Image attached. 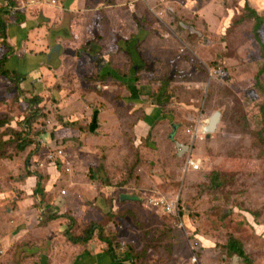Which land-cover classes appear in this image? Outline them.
<instances>
[{"label":"rangeland","instance_id":"rangeland-1","mask_svg":"<svg viewBox=\"0 0 264 264\" xmlns=\"http://www.w3.org/2000/svg\"><path fill=\"white\" fill-rule=\"evenodd\" d=\"M172 1L177 6V23L184 22L179 26L187 30L179 34L185 44L177 43V48L184 45L176 49L174 56L183 72L177 73L178 85L174 89H162L165 97L173 99V103L170 101V105H163L160 113L165 119L168 117L169 130L172 131L175 124L177 129L185 132L182 138L185 144L190 145L195 138L186 133L188 128L196 130L198 126L200 130L191 152L177 151V173L172 170L171 174L166 173V177L155 175L153 170H149L153 161L143 164L139 151L144 147L142 157L148 158L149 149L146 148L157 142L154 135L139 147L133 132L128 137H116L114 145L107 146L109 154L107 150L98 152L103 162L107 160V154H112V169L104 171L103 167L100 168L103 162L99 159L94 162L96 134L89 131L96 120L88 125L77 121L69 134L54 133L55 129L68 122L61 105L62 87L59 82H64V94L69 95L68 98L64 96V101H69L73 110L79 108V115L69 117L78 116V120L86 123L97 112L100 100L105 101L103 105L107 103V107H113L116 114L127 116L133 111L129 98L123 97L120 90L98 87V70L90 69L95 67L91 54L89 58L79 59L77 52L76 62L68 56L58 59L55 58L58 55H53L50 65L54 69H62L54 74L45 73V76L49 75V82L54 76V85L51 95L40 97L38 105L32 99L35 92L25 90L17 79L3 77L0 73L1 237L6 235L4 229L16 226L19 232L26 230V235L18 241L20 246L29 247L35 240L61 245L66 241L60 236L66 237L68 230L76 236H85L86 231L97 224L101 233L97 231L93 240L102 241L99 238L102 234L112 241L126 243L127 249L141 248L142 251L137 253L138 259L156 254L157 259L162 257L161 264L165 259L173 258H177V264H264V74L259 79L260 85L256 79L264 67V0ZM12 2V13L8 18L14 23L15 12L18 16L25 13L16 8L19 6L16 0ZM8 3L7 0L0 2L1 5ZM159 7L158 12L164 8L175 12L166 5L163 9L162 5ZM251 10L263 20L258 32L255 31L256 20ZM168 11L164 15H168ZM36 16L39 17L38 12ZM103 18H107L106 13L99 16V20ZM6 43L0 30V61L9 52ZM53 47L49 42L42 50L46 52ZM183 47L187 49L182 53L180 49ZM13 51L14 54L16 50ZM96 52H99V47ZM5 61L6 67L7 58ZM45 65L51 71L49 64ZM139 66L145 67L146 62L142 60ZM163 83H169V78ZM107 95L109 99L105 98ZM55 96L59 101L54 99ZM87 109L92 115L91 112L86 114ZM215 112L221 113V119L216 131L207 139L208 134H202V128ZM67 124L64 126L71 127ZM80 130L81 138L67 144L56 142L66 135L78 136ZM21 144H25L24 150H20ZM162 147L164 149L163 144ZM58 148L65 149L72 159L75 182L85 187L90 178L92 183L111 185L113 198H117L120 205L117 212L112 213L116 208L115 199L109 198L110 210L103 211L99 207L102 204L95 203L87 193H80L76 196L77 201L69 206V212L62 210L65 215L61 218H68L67 225H61L58 221L61 218L52 220L61 208L57 204L50 208L46 203L48 200H45L43 190L50 179L45 173L49 167L47 163L40 167V163L47 151ZM119 153L126 156L125 163L118 157ZM189 158L199 162L201 169L186 170ZM62 182L58 184L60 195L53 197L52 202L57 203L58 197L62 196L64 201L61 198L58 201L64 206V202L74 194H71V183L64 178ZM34 183L29 191L26 186ZM64 189L69 191L65 197L62 195ZM123 194L138 199L122 203ZM158 196L179 198L180 218L151 207L148 203L150 197ZM100 198L104 199V196ZM83 200L94 203L84 206ZM20 204L28 205L30 219H27L28 214L16 212ZM41 207L49 209L44 221L38 220L36 209ZM35 213L37 217L34 219ZM52 221H56V239L54 237L51 241L38 229ZM233 239L242 244L246 260L229 251V243ZM33 254L37 253L29 254L28 248L21 256L8 251L0 259V264H27Z\"/></svg>","mask_w":264,"mask_h":264},{"label":"crops","instance_id":"crops-1","mask_svg":"<svg viewBox=\"0 0 264 264\" xmlns=\"http://www.w3.org/2000/svg\"><path fill=\"white\" fill-rule=\"evenodd\" d=\"M16 1L19 5L16 8L21 13H25V15H19L18 23L9 21L8 17L11 13L2 15V19L9 22L7 28L9 52L6 54L8 65L13 63L15 73L19 76H24L19 81L23 84L22 87L27 91L35 92L36 96L49 97L55 78L52 76L53 81L49 82V75L45 76V73L48 71L54 74L62 69V67L54 69L50 65L51 57L58 55L55 58L62 59L68 56L70 60L75 61L77 58L76 53L78 52L79 59L89 58L91 57V48L87 49L85 47L92 43L98 44L101 48L100 53L93 55L92 60L95 67H90V69L98 70L96 77L98 87L105 90H120L124 94L123 97L129 98V104L133 105V111L127 116L116 114L113 107H107V103L105 104L106 106L103 105L105 101L100 100L97 112H94L93 117L91 116L86 123L78 120V116L76 118L69 117L79 115V108L73 110L69 107L70 102L64 101V96L68 98L69 95L64 94L66 88L63 85L64 82H59L62 87L61 105L63 106V113H66L65 116H67L65 120L68 121V124H64H77V121H79L88 125L92 120H96L89 127V131L96 134L94 140L96 146L94 162L97 159L103 162L98 152L108 151L107 146L114 145V139L118 136L124 135L128 137L133 132V138L137 147H139L151 135H154V139L157 142L156 144H149V147L146 148L149 149L148 158L142 157L144 147L139 151L141 159L144 161L143 164L147 165V163L150 164L153 161L149 170H153L155 175L166 177V173H170L172 170L177 173V151L191 152V148L188 144H185L186 142L182 141V138L186 135L185 132L181 128L177 129L175 124L172 131L169 130L168 117L165 119L163 114L160 113L163 105L167 106L170 101L173 103V99L167 98L168 96L165 97L162 89L165 88L166 91L174 89L177 84V78H170L169 83L163 82L171 74L172 66L170 65V60L176 55V49L185 44L179 34L187 31L179 26V24L184 22L177 23L176 4L172 0H167L165 3H163V0ZM0 2L5 3L6 0H0ZM160 5H162V9L166 5L167 8H173L175 12H170L167 9L168 15L160 16L158 15V11L161 8L159 7ZM0 6V8H7L8 4H0ZM199 11L201 12V9ZM37 12L39 17L36 16ZM105 13L107 18L99 20V16H105ZM49 42L54 47L52 50L49 49L45 52L42 48ZM180 42L184 44L179 45L177 48V43ZM13 49L16 50L14 54ZM13 59L16 62H12ZM114 60L115 65L113 64ZM142 60L146 62L145 67L139 66ZM83 62L85 63V61ZM45 64H49L48 66L52 68L51 71L48 67H45ZM167 93L169 95V92ZM105 98L109 99L108 95ZM54 99L59 101L57 96ZM165 99L167 101H164ZM124 103L126 102L124 101ZM81 112L84 115V111ZM90 112L91 110L87 109L86 114L89 115ZM208 122L209 120L205 126H207ZM85 131L87 132L86 128ZM184 146L188 148H184ZM108 154L107 160L100 165V168L103 167L104 171L112 169V154ZM118 157L125 163L126 156L119 153ZM186 170L193 171L187 167V163ZM45 171L46 176L48 175L47 177L50 179L43 190L44 198L48 200L46 202L49 205H47L48 207L54 208L57 204L61 208L58 213L59 218L65 215V210L69 212V206L77 201L76 196L80 193L84 195L87 193L95 203L102 204L99 207L103 211L110 210L107 202L109 198L115 199L116 208L114 212H117V209L120 208L117 198H113L114 192L111 190V185H107L104 182V184L99 182L100 185L92 183L89 178L90 181H87L85 187H83L80 183L75 182L73 172L68 174L63 169L55 170L53 167L46 168ZM91 172L92 169L90 170ZM63 178L71 183L73 187L71 194L74 195L67 201L65 199L64 206H61L58 200L61 198L64 201L62 196L58 197L57 203L52 202V199L56 195H60L58 192L60 186L58 184L60 182L63 183ZM35 184H29L26 187L30 191ZM74 187H77V190ZM87 188L91 189L87 190ZM100 196H104V199L100 198ZM34 199L36 201L35 197ZM83 201L84 206H91L94 203L92 200L88 203L85 200ZM131 201L121 200L122 203ZM23 209L25 210L21 211ZM36 210L38 214V209ZM9 211L10 209H8ZM16 212L28 214L27 219H30L31 212L28 210V205L22 204L21 206L20 204ZM37 214H34V219ZM58 221L61 225H67L69 220L67 217H62ZM54 222L56 221H52L47 226L38 229L42 235H45L46 239L50 237L51 241L56 233ZM4 230L6 235L0 236V239L2 238L1 249L4 255L0 259L8 251H11L16 256H21L23 250L28 248L29 254H37L30 255L27 264H128L120 263L114 259L108 252V244L99 240H92L88 244H74L69 242L66 237L60 236L66 241L61 245L50 241L35 240L36 242L30 243L28 247L18 244L19 239L26 235L25 229L19 232L15 226ZM136 250L139 253L142 251L141 248H136ZM155 255L148 258L141 257L139 261H136V264H161L160 260L162 257L157 259ZM163 264H177V258L165 259Z\"/></svg>","mask_w":264,"mask_h":264},{"label":"trees","instance_id":"trees-1","mask_svg":"<svg viewBox=\"0 0 264 264\" xmlns=\"http://www.w3.org/2000/svg\"><path fill=\"white\" fill-rule=\"evenodd\" d=\"M8 6L7 8H0V30H1V38L3 39V41H6L7 38V28L9 25V22H6V20L2 19V15H9L10 13H12V8H13V2L12 0H7ZM11 7V8H9ZM251 14L253 15V17L256 20V25H255V31H259L260 28L262 27L263 24V20L260 16L257 15V12H255L254 10H251ZM15 22L18 23L19 21V16H18V12H15ZM7 46H9V44L6 43ZM99 45L97 46L96 43H92L88 45V48H91V55L93 57V55H97L100 53L101 48L99 47V52H96V50L98 49ZM5 57L3 60L0 61V73L3 75V77H11L13 79H17L18 81H21L23 79L24 76H19L15 73L14 71V64L11 63L8 65H6L5 67ZM8 61V60H7ZM13 62H16L13 59ZM174 62V58H172L170 60V65L172 66V71L171 74H169L168 78L170 80L171 79H176L177 78V73L181 72L180 68L178 67V65ZM174 76H171L173 75ZM264 74V67L259 71L258 76H257V85H260V77L261 75ZM11 75V76H10ZM32 99H34L35 103L38 105L41 102V98L39 96H34ZM76 124H71L70 126H74ZM71 131L70 127L64 126L58 130L56 133L60 132V133H67L69 134V132ZM55 133V134H56ZM81 133L82 130L79 131V135L78 136H73V137H69V135L63 136L61 138H58L57 141L61 142L62 144H67L68 142H73L75 139L81 138ZM25 149V144H21L20 145V150H24ZM28 163V162H27ZM40 178H42V176H39ZM40 209V208H39ZM112 213L114 214L115 212L112 210ZM60 216L58 214H56V216H54L52 218V220H56L58 219ZM100 226L97 224H93L85 233V236H76L72 233L71 230H68L66 233V237L67 239L74 243V244H88L90 243L94 237L97 231L101 230L99 228ZM103 242L107 243L109 246V253L112 255V257L114 259H116L118 262L120 263H127L130 262L131 264H136V261H139L137 253H139L136 248L133 250H131V248L127 249V245H124L126 243L121 242L119 240H114L112 241L110 238L105 237L104 235L100 234L99 237ZM229 251H231L232 253L238 254V256H240L241 258H244V260H246V253L243 249L242 244H240L239 241L237 240H231L229 243Z\"/></svg>","mask_w":264,"mask_h":264},{"label":"built area","instance_id":"built-area-1","mask_svg":"<svg viewBox=\"0 0 264 264\" xmlns=\"http://www.w3.org/2000/svg\"><path fill=\"white\" fill-rule=\"evenodd\" d=\"M167 2V0H163V3ZM55 3V2H54ZM165 10H162L159 12L158 15L162 16L164 15L165 11L167 10L166 8H164ZM171 10V9H170ZM185 27V26H182ZM187 49V47H183L180 49V52H185V50ZM179 66V63L177 62V59L174 58V62ZM181 72H183V70L180 68ZM202 134H205V132H201ZM187 134L195 137L194 139L191 140L190 142V148H193V142L196 141L197 137H199L200 135V130L199 127L197 126L196 130L193 129H188L187 130ZM203 136H200V139H202ZM57 143H61L56 141ZM45 163H47V167H53L55 170H65L67 173H72V159H69V155L67 153V151L65 149H61L58 148L56 150H49L47 151L44 161L40 163V167L44 166ZM187 167L188 168H192L193 170H200L201 169V164L199 162H194L193 160L189 159L187 162ZM62 195L65 197L67 195H69V191L67 189H64L62 191ZM149 205L151 207H154L158 210H161L164 214L166 215H172V216H181V211H180V207H179V198H169L166 196H158V197H150L149 201H148ZM48 208L47 207H41L38 210V220L39 221H44L45 220V216H47L48 214ZM2 245H1V239H0V258L4 255L3 250L1 249Z\"/></svg>","mask_w":264,"mask_h":264},{"label":"water","instance_id":"water-1","mask_svg":"<svg viewBox=\"0 0 264 264\" xmlns=\"http://www.w3.org/2000/svg\"><path fill=\"white\" fill-rule=\"evenodd\" d=\"M220 119H221V113L220 112H215L211 116L210 121L207 124L206 131H205V133L208 134V138L210 137V133H213L216 131L218 123L220 122ZM184 148H188V147L184 146ZM137 199H138V197H136V196L126 195V194L122 195V200H124V201H127V200L133 201V200H137Z\"/></svg>","mask_w":264,"mask_h":264},{"label":"bare ground","instance_id":"bare-ground-1","mask_svg":"<svg viewBox=\"0 0 264 264\" xmlns=\"http://www.w3.org/2000/svg\"><path fill=\"white\" fill-rule=\"evenodd\" d=\"M202 130L205 132L206 131V126H203Z\"/></svg>","mask_w":264,"mask_h":264},{"label":"flooded vegetation","instance_id":"flooded-vegetation-1","mask_svg":"<svg viewBox=\"0 0 264 264\" xmlns=\"http://www.w3.org/2000/svg\"><path fill=\"white\" fill-rule=\"evenodd\" d=\"M61 128H57V129H55V132L54 133H56L58 130H60Z\"/></svg>","mask_w":264,"mask_h":264}]
</instances>
